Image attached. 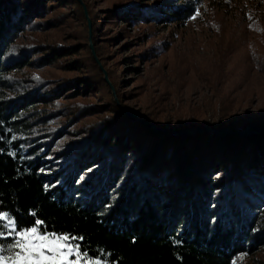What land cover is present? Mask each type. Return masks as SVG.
I'll return each instance as SVG.
<instances>
[{"label":"trees","instance_id":"trees-1","mask_svg":"<svg viewBox=\"0 0 264 264\" xmlns=\"http://www.w3.org/2000/svg\"><path fill=\"white\" fill-rule=\"evenodd\" d=\"M84 3L94 41L106 15L151 26L197 10L156 0L94 18ZM84 5L0 0V211L83 237L82 251L106 264H233L263 247L264 100L252 111L257 92L243 79L236 106L215 91L219 109L197 122L143 104L115 68L126 59L92 52ZM50 68L58 75L24 74Z\"/></svg>","mask_w":264,"mask_h":264},{"label":"rangeland","instance_id":"rangeland-1","mask_svg":"<svg viewBox=\"0 0 264 264\" xmlns=\"http://www.w3.org/2000/svg\"><path fill=\"white\" fill-rule=\"evenodd\" d=\"M80 1L85 4V0ZM155 1L87 0L95 13L94 18L103 17L105 9L116 5L139 2L153 5ZM170 1L176 6L185 0ZM194 1L197 3L195 14L182 23L163 24L161 21H153L151 26H139L120 23L119 19L113 23V16L108 19L106 15L100 24L97 23L95 41L92 21L84 5V13L90 22L87 30L88 45L92 44L94 53L98 51L111 59L116 57L113 61L110 59L112 64L118 60L120 62L117 64L124 63L126 59L127 68L120 65L115 67L125 85L132 87L131 90L142 97L143 104H154L164 115L179 112L183 116L184 113L189 115L192 112L194 118L190 122L200 121L197 118L202 116L203 111L213 113L219 109V103L214 104L218 99L215 91L233 96L236 106L243 94L240 89L233 91V87L243 79L246 80L245 88H253L257 92V97L254 96L256 103L252 101L249 107L256 111L260 99L264 100V85L262 74L257 71L259 66L255 65L249 47L255 48L257 53L254 56L259 58L258 64L263 69L264 0ZM166 4L162 2L163 6ZM75 13L79 14L78 11ZM75 29H79L80 34L83 31L80 26ZM140 54H146L147 57ZM134 69L140 72H132ZM24 74L48 77L58 75V71L51 68L27 70ZM234 262L264 264V246L252 253L236 256Z\"/></svg>","mask_w":264,"mask_h":264},{"label":"snow or ice","instance_id":"snow-or-ice-1","mask_svg":"<svg viewBox=\"0 0 264 264\" xmlns=\"http://www.w3.org/2000/svg\"><path fill=\"white\" fill-rule=\"evenodd\" d=\"M42 225L36 219L21 226L12 213L0 211V264H101L82 251L83 237L58 234Z\"/></svg>","mask_w":264,"mask_h":264},{"label":"water","instance_id":"water-1","mask_svg":"<svg viewBox=\"0 0 264 264\" xmlns=\"http://www.w3.org/2000/svg\"><path fill=\"white\" fill-rule=\"evenodd\" d=\"M88 25H89V28H90V22H88ZM90 47H91V49H92V44H90ZM92 52L94 53V50L92 49ZM96 58V57H95ZM96 60L98 61V59L96 58ZM99 62V61H98ZM104 74H105V78L107 79V75H106V73L104 72ZM136 116V115H135ZM192 130H202V128H196V129H192ZM261 130H264V128L263 129H261ZM225 132H231L230 130H225ZM252 132H257V130H255V131H252Z\"/></svg>","mask_w":264,"mask_h":264}]
</instances>
